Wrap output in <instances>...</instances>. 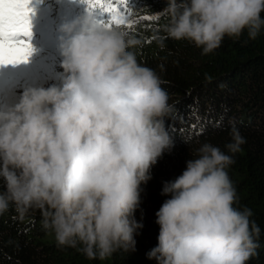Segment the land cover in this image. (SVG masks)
I'll return each mask as SVG.
<instances>
[{"label":"clouds","instance_id":"1","mask_svg":"<svg viewBox=\"0 0 264 264\" xmlns=\"http://www.w3.org/2000/svg\"><path fill=\"white\" fill-rule=\"evenodd\" d=\"M262 13L264 0H166L156 15L169 18L168 38L208 54L245 29L254 39L264 28ZM63 31L61 85L26 88L15 105L0 109V215L10 204L21 216L41 209L43 227L59 246L105 259L135 250L134 235L143 227L134 218L140 185L173 147L164 125L168 94L119 29L87 14ZM0 93L8 96L1 81ZM230 135L228 152L240 151L244 138L234 127ZM231 163L230 155L204 143L182 174L165 182L162 194L170 198L155 213L158 243L146 253L149 260L247 264L260 228L250 209L234 207Z\"/></svg>","mask_w":264,"mask_h":264},{"label":"trees","instance_id":"2","mask_svg":"<svg viewBox=\"0 0 264 264\" xmlns=\"http://www.w3.org/2000/svg\"><path fill=\"white\" fill-rule=\"evenodd\" d=\"M87 3L99 9L108 3L117 4L123 24L108 22L104 15L99 19L134 41L128 50L139 64L159 76L161 87L168 94L170 111L164 117V125L173 147L151 168V179L140 185V205L134 218L143 227L134 235V251L121 249L105 259H89L78 250L79 246L57 244L54 233L43 227L41 209L21 216L10 204L0 215V264H157L146 253L158 243L155 213L170 198V194H162L163 186L182 174L186 162L196 158V150L204 143L217 146L232 157L233 163L226 171L236 189L234 207L250 209V219L260 228L258 247L247 264H264V28L254 39L247 29L239 38L226 36L217 49L203 54L188 40L168 38L164 25L169 18L156 15L166 7V0ZM66 6L69 7L60 1L36 0L29 14L31 46L37 41H49L55 53L58 46L50 40L53 35L40 40L41 35L50 27L62 25L61 38L65 39L66 20L88 14V10L75 4ZM60 63L56 60V65ZM16 87L11 85V89ZM233 127L245 140L235 153L225 147L232 141Z\"/></svg>","mask_w":264,"mask_h":264},{"label":"rangeland","instance_id":"3","mask_svg":"<svg viewBox=\"0 0 264 264\" xmlns=\"http://www.w3.org/2000/svg\"><path fill=\"white\" fill-rule=\"evenodd\" d=\"M72 21L73 18L67 19L65 24L69 25ZM52 42L58 46L55 53L49 49L48 45H42L37 41L32 46L33 51L27 62L19 63L23 67L22 70L17 64L0 65L1 90L8 93L6 108L15 105L26 88L61 85L64 69L60 66L61 63L56 65V60H62L60 56L61 40L55 38L52 39ZM11 85L17 86L16 89H11Z\"/></svg>","mask_w":264,"mask_h":264},{"label":"snow or ice","instance_id":"4","mask_svg":"<svg viewBox=\"0 0 264 264\" xmlns=\"http://www.w3.org/2000/svg\"><path fill=\"white\" fill-rule=\"evenodd\" d=\"M121 2L131 3V0ZM29 3L30 0H0V65L27 62L32 54ZM106 11L113 14L116 24L125 22L119 18L116 8L109 6ZM100 22L111 28L110 23Z\"/></svg>","mask_w":264,"mask_h":264}]
</instances>
